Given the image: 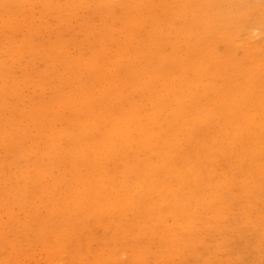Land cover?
Masks as SVG:
<instances>
[{"label":"rangeland","instance_id":"obj_1","mask_svg":"<svg viewBox=\"0 0 264 264\" xmlns=\"http://www.w3.org/2000/svg\"><path fill=\"white\" fill-rule=\"evenodd\" d=\"M7 1L8 0H0V10L2 12H0V98H4L0 99V145H2L0 146V192L3 193L6 191V194L4 193L5 195L0 193V244L2 243V247H0V255L3 254L0 256V264H26L28 261L33 262H29V264H85V262L86 264H264V100H261L262 98L264 99V93H262L264 92V76L261 75L262 73L264 74V58L261 57L264 56V0H254L255 2H253V0H198V2L197 0L196 2H194V0L190 2L189 0H113L114 2H111L112 0H99L100 3L98 0H85L86 5L84 4L85 1L82 3L83 0H70L71 2L69 0H65L68 3L63 2L64 0H58L59 2L55 1L57 5L54 3V1L52 2V0H40L39 2L38 0H14V2H12V0H9L8 2ZM15 1L17 3H15ZM94 1H97V5H95ZM233 1L239 3L235 4ZM251 1L252 3H250ZM22 2L26 3L23 4L25 9L22 5ZM89 2H92L91 4L95 5V7L97 6V9ZM6 3H10L9 5L11 7H9V5ZM12 3H15L14 9ZM58 3L61 5H58ZM74 3L78 5L75 7L73 6ZM187 3L188 5H185ZM201 3L202 5H200ZM16 4L20 5H17L16 7ZM28 4L32 6L29 7ZM45 4L46 6L49 4L50 5L46 7ZM109 4L110 7L107 6ZM119 5H124L122 6L123 9L120 8ZM246 5H248V7ZM7 6L9 7V10ZM19 6L23 7H21V10L24 12V14L20 9H18L20 8ZM53 6H55V8ZM62 6H68L69 8H61L60 10L59 8ZM90 6L92 9H89L91 8ZM48 7H51L50 9L55 12L53 13L52 10L50 11V9L47 11ZM83 7L86 9V11ZM112 7L116 8V10ZM229 7H231V9L228 10ZM36 9L40 11L37 12ZM252 9L255 11H252ZM201 10L203 13H201ZM243 10L245 11L244 15L242 14V12H244ZM9 11L10 13L8 14ZM76 11L80 12L74 13ZM102 11L103 13L101 14ZM131 11L133 13H131ZM235 11L237 13H235ZM260 11L263 12V14ZM44 12L47 14H44ZM206 12H208V14ZM61 13H64V15ZM229 13L234 15H230ZM256 13L261 14L257 16ZM18 14L21 15L18 17ZM25 14L30 18H27ZM183 14H189V16H185ZM237 14H239V19ZM95 15H97V17L93 19ZM124 15H127L129 19ZM23 16L25 18L24 20ZM153 16H156V18ZM98 17L99 19L96 20ZM227 17L229 18L226 19ZM258 17L259 21L256 22ZM38 18L41 20V22L38 20ZM74 18L75 20L73 21ZM162 19L165 20L163 21ZM232 19L235 20L233 21ZM9 20L11 23H9ZM50 20H52V22ZM154 20L156 22L158 21L157 25ZM3 21L5 22L3 23ZM86 21L89 22L87 23ZM106 21L107 23H105ZM6 22L8 23L6 24ZM60 22L61 28L59 26ZM114 23H118L117 25L115 24L116 27ZM158 23L161 24V27ZM248 23H250V25L252 24L253 28L255 26L257 29H250V26H247L246 28L245 25ZM14 25L16 26L14 27ZM154 25H156L155 28H152L151 26ZM55 26L58 29H56ZM95 26L96 28H94ZM4 27H6V29ZM194 27L197 29L200 27L201 29L199 28L198 30L196 29L197 31H194ZM70 29L71 31L68 32ZM124 29L126 31L125 33L123 32ZM146 29L150 30L147 31ZM249 29L251 32H253H249ZM34 31L36 33H34ZM65 31H67L65 33L66 38L65 35L62 34ZM135 31L137 33H135ZM236 32H238V34ZM16 33L18 36H16ZM81 33L83 34L81 35ZM98 33L100 34L97 36ZM243 33L244 38L245 35L246 38L248 36L247 41L250 39L248 41L249 44L246 42V38L241 39L240 35H243ZM6 34L9 35V38H7ZM62 35L64 36L62 37ZM76 35L81 37L74 38ZM93 35L95 36L93 37ZM160 35L165 39L163 38L162 40ZM12 37H15V40ZM34 38L36 40H34ZM83 38L84 41L82 40ZM128 39L130 40L128 41ZM88 40L90 42L92 41L93 43H90ZM205 40L206 43H204ZM243 42L248 46H246ZM259 42H261V44ZM65 44L67 47L64 46ZM107 44L109 45L107 46ZM149 44L151 46H149ZM185 45L187 47H185ZM196 45H198L200 48L198 49ZM202 45H205V47ZM209 45L210 48L208 47ZM188 46H190V48H188ZM228 46L232 47L229 48ZM84 48L85 50H83ZM143 48L144 50H142ZM165 48L168 50L165 51ZM201 48L203 49V54L202 51H200ZM67 49L68 51L66 52ZM248 49H250L252 52H249ZM98 53L99 55H97ZM187 53L190 55L188 56ZM236 53L237 55L233 56ZM86 54H89V56ZM113 54L115 55L113 56ZM255 55L257 56L255 57ZM103 56L104 58L102 59ZM236 56H238L240 60ZM65 58H67L69 61ZM107 59L108 61H106ZM205 59L206 61H204ZM139 60H141V62ZM117 61H119V63ZM154 61L156 62L151 64V62L153 63ZM243 62L245 64H243ZM4 63L7 64L4 65ZM246 63L248 65H246ZM75 64H78V66H75ZM130 65H132V68H130ZM22 66H24V69ZM109 66L112 67L110 68ZM47 67L49 68L47 69ZM124 67L128 68L123 69ZM204 67H206L208 70H206ZM108 68L111 70L114 68V72H111ZM182 68H185V71H183ZM226 68L227 70H225ZM3 69L4 71H2ZM159 69L162 71H159ZM53 70L56 71L54 72ZM73 70H75L77 73ZM89 72L93 75V81H91V83L87 86L88 79L86 77L89 75ZM160 72L163 74L162 76H166L162 78V76H160ZM187 72H189L190 75ZM222 72L226 75H224ZM232 72L234 73L232 74ZM29 74L32 76L30 77ZM106 74L109 76V79L108 76L105 77ZM122 74L123 78L121 76ZM234 74L236 76H234ZM117 75H120L119 78ZM254 75L257 79L254 77ZM213 76L215 78H220L215 80ZM229 76L232 80L229 79ZM239 76L241 78H239ZM243 76L245 80L244 82H242ZM252 77L256 80H254ZM44 78V81L40 80ZM233 79L235 82H233ZM39 80L40 82H38ZM252 80L254 81L252 82ZM49 81L55 82H53V84L52 82L49 84ZM95 81H97V84L94 83ZM251 82L254 84L252 85ZM32 84L36 85L33 86ZM99 84H102L103 86L102 91L97 89ZM118 84H120L119 87ZM7 86L9 90L5 88ZM10 86L13 88L11 89ZM25 86L27 90H25ZM66 86L68 88H66ZM193 86L195 87L194 90L191 88ZM196 87L198 88L196 89ZM254 87L259 88L255 90ZM2 88H5L6 90ZM37 88L38 91H36ZM251 89H253V91H251ZM235 91L238 92L236 93ZM240 91H244L242 92L243 94H238ZM2 93L3 95H1ZM260 93L262 94L260 95ZM89 95L95 99L90 98ZM247 95L249 96L247 97ZM127 96L128 98H126ZM209 96L210 100H208ZM224 96H226V99H228L227 101H225L226 99ZM217 97L220 98V101ZM245 97L247 98L245 99ZM256 97L261 99H256ZM31 98L32 100H30ZM72 98L74 99L71 100ZM8 99L11 100L9 101ZM90 99L94 103H92ZM206 101H208V103ZM97 102L99 104H97ZM259 102L263 104H260ZM23 103L24 105H21ZM28 103H30V105H28ZM94 104H96V106ZM104 104L105 107L103 106ZM222 105L225 106L222 107ZM54 106L55 109H53ZM81 106L84 107L81 108ZM152 106L155 108H152ZM200 109H204L205 111L202 112ZM126 111H131L132 113L134 112L132 114L133 116L128 118L131 121L130 123L125 121L127 119L122 118V115ZM113 112H115V114ZM5 113H7V115ZM68 114H70L69 116L71 117L66 116ZM79 115H81L82 118ZM102 116L103 118H101ZM199 117L202 119L201 122L199 121ZM148 119V122L153 124L150 127L153 128L150 129L148 126L149 130H145V126L147 125L146 121ZM203 119L207 120L208 122ZM8 120L11 122L9 123ZM98 122L100 124H98ZM195 122L198 123L194 124ZM105 123H107L108 126ZM121 123H127L129 125L128 129L126 130V133L129 135L127 136H138V142L140 146H142V148L139 150L137 146L138 142H135L137 144H135V147H137L138 154L140 155L137 157V159L140 160V164L138 165H141L140 169L138 170H134L131 164V159L129 158H126L124 162H117V159L121 154L120 142L125 140V138L119 136V134H114L111 138L107 136L109 128H113L115 132L117 130L119 131L121 129L119 124ZM91 125H93V128ZM104 125L105 127H102ZM74 130L76 131L74 132ZM146 131H149V135H145ZM151 131L154 133L150 134ZM123 132H125V130ZM162 132L166 133L162 134ZM40 133L41 135L39 136ZM6 136L8 138H6ZM92 136L93 139H91ZM36 137L39 138L36 139ZM61 137L64 138L61 139ZM211 137L212 139L210 140ZM46 138L48 139L47 141H45ZM130 142L134 143L133 141ZM14 144L18 147H14ZM6 145H9L10 147ZM36 145L39 146L36 147ZM93 146L95 147L93 148ZM40 147L42 148L41 152L37 150ZM149 148H151V150L148 151ZM60 152L61 154H59ZM90 152L91 154H89ZM211 152H215L219 158V168H217L215 172L213 171V173H216L217 175L212 177V179L208 174H206L207 169L205 165L206 158ZM109 154L113 156V159L109 162H106ZM60 155L64 156L61 160H64L65 158V160L62 161L63 163H59L61 165V171L52 170L47 173L43 172L42 175L40 174L39 176V173L42 172L39 170L34 178H32L33 180L27 178V176L24 177L21 175L23 173H21V171H23V169L27 166L30 158L38 157L37 161L35 160L34 163L39 161L42 163L48 156H50L52 159H56ZM67 155L69 156L68 158ZM6 156L10 157L7 159ZM69 158H71L70 162L68 161ZM77 161H79L78 164ZM200 161L201 165L199 163ZM83 162H85V165ZM162 165L163 167L161 168ZM3 166H5V168ZM119 166L121 169H116V167L119 168ZM37 169L38 167L36 170ZM189 174L191 175L189 176ZM63 177L65 181H63ZM10 178L14 184L11 182ZM42 178L44 184L48 183L47 187L49 189L54 188V192L59 186V189H57L55 193L60 195L62 194L61 198L63 200L60 198L62 201L57 203L59 206H61L56 209H52L51 213V209L49 208V205H47L48 195H46V199L43 200L39 199L38 197L41 192L40 185ZM136 178L137 182H135ZM60 180H62V182H60ZM161 180H163V183L160 182ZM125 181L127 182L125 183ZM152 181L156 182L157 184H153L154 182ZM131 182H134V184ZM171 183L175 184L172 185ZM163 185H165V188H161V186L164 187ZM91 186H93L92 190L95 191L96 196L98 195L97 198L104 201L107 200L108 203H116V198L119 195L118 191L120 189L125 194L144 190L150 206H148L147 200L140 202V204L138 203L137 205L140 207L139 212L136 215L129 217L124 210L125 207L119 209L117 212L118 214L115 216L112 209L109 208V204H106V206H102L100 209L101 216L99 219L95 220L90 218L89 220H85V214L82 213L81 209V203H83V197H81L82 192H79L77 195L79 200L78 203L77 201L74 202L73 194L76 190L86 189V187L89 189ZM175 186H177L178 189H175ZM166 187L169 189L167 190ZM171 191L172 193H169ZM148 193L150 194L148 195ZM196 193H198L197 196ZM90 194L92 195L91 191ZM155 196H159L157 197L158 200ZM195 197L198 198L196 199ZM69 202L71 203L69 204ZM73 203H76V208L79 212L78 217L74 219H72L71 213H64V211H60L61 208L65 209L66 207L71 206ZM154 205H158L159 207H154ZM88 210L89 209L86 211ZM141 210H143V212ZM171 215H173V217ZM184 215L188 216L189 218H185ZM133 217L136 218V220ZM194 218L195 220H193ZM39 219L40 221H38ZM131 219L133 220L131 221ZM63 220H65L67 223L63 224ZM129 220L131 224H129L130 222L128 223ZM140 221H143L145 225L143 223L141 224ZM190 221L192 223L189 224L188 222ZM170 223L173 224L171 225ZM145 226L148 227V229ZM152 226H154V228ZM167 227H170V230L167 229ZM159 228L161 232H159ZM175 228L176 230H174ZM158 234L160 236H158ZM48 237H50V239ZM190 237L192 238L190 239ZM153 238L154 240L152 241L151 239ZM260 239L262 240L260 241ZM96 241L98 243H95ZM178 241L182 244L180 245ZM112 243H115L116 245L112 246ZM166 243H168V246L172 248L170 249ZM162 245H166V247H163ZM182 245L184 247H182ZM160 247H162V250L159 249ZM181 248H183L184 251H182ZM196 249H198L197 252H200H198L199 254L195 252ZM123 250L125 251L124 254ZM141 250H143V252ZM105 253L111 254L106 255ZM154 256L156 257L154 258ZM70 258L72 259L71 261L69 260ZM110 258H112V260ZM7 259L9 262H7ZM101 259L102 261H100ZM137 259H139V262ZM172 259H174V262ZM184 261L186 262L184 263Z\"/></svg>","mask_w":264,"mask_h":264},{"label":"bare ground","instance_id":"obj_2","mask_svg":"<svg viewBox=\"0 0 264 264\" xmlns=\"http://www.w3.org/2000/svg\"><path fill=\"white\" fill-rule=\"evenodd\" d=\"M8 1H9V0H8ZM8 1H7V2H8ZM17 1H18V0H17ZM21 1H22V0H21ZM24 1H25V0H24ZM30 1H32V0H30ZM39 1H40V0H38V2H39ZM43 1H44V0H43ZM53 1H54V3H55V1H58V0H52V2H53ZM60 1H62V0H60ZM67 1H68V0H67ZM67 1L64 0L63 2H67ZM69 1H70V0H69ZM76 1H77V0H76ZM84 1H85V0H83L82 3H83ZM86 1H87V0H86ZM86 1L84 2V4L86 3ZM90 1H91V0H90ZM108 1H111V0H108ZM121 1H122V0H121ZM167 1H168V0H167ZM174 1H175V0H174ZM176 1H177V0H176ZM190 1H193V0H189V2H190ZM203 1H204V0H203ZM12 2H14V0H12ZM19 2H20V1H19ZM38 2H36V3H38ZM46 2H47V1H46ZM49 2H50V1H49ZM58 2H59V1H58ZM70 2H71V1H70ZM70 2H69V3H70ZM72 2H73V1H72ZM94 2H95V1H94ZM96 2H97V1H96ZM96 2H95V5H97ZM98 2L100 3L99 0H98ZM111 2H114V1L112 0ZM119 2H120V1H119ZM128 2H129V1H128ZM194 2H196V0H194ZM197 2H198V0H197ZM253 2H255V1L253 0ZM1 3H2V2H1ZM15 3H17V2L15 1ZM15 3H12V4H13V5H12V6H13V9H14V4H15ZM24 3H25V2H24ZM24 3L22 2V5H23ZM28 3H29V2H28ZM32 3H33V2H32ZM47 3H48V2H47ZM47 3H46V4H47ZM50 3H51V2H50ZM61 3H62V2H61ZM67 3H68V2H67ZM87 3H88V2H87ZM89 3H90V2H89ZM91 3H92V2H91ZM91 3H90V4H91ZM105 3H106V2H105ZM208 3H209V2H208ZM212 3H213V2H212ZM233 3L236 4V3H239V2H234V1H233ZM241 3H242V2H241ZM250 3H252V1H251ZM6 4L9 5L10 3H9V4L6 3ZM25 4H26V3H25ZM29 4H30V3H29ZM29 4H28V6L31 7L32 5L30 6ZM46 4H45V6H46ZM55 4L57 5V3H55ZM59 4H60V3H58V5H59ZM106 4H107V3H106ZM127 4H128V3H127ZM190 4H191V3H190ZM190 4H189V5H190ZM197 4H198V3H197ZM17 5H20V4H16V7H17ZM49 5H50V4H49ZM49 5H47V6H49ZM60 5H61V4H60ZM76 5H78V4H75V3L73 4V6H75V7H76ZM85 5H86V4H85ZM87 5H88V4H87ZM91 5H92V4H91ZM95 5H92V6L95 7ZM104 5H105V4H104ZM104 5H103V6H104ZM180 5H181V4H180ZM185 5H188V3L185 4ZM192 5H193V4H192ZM200 5H202V3H201ZM210 5H211V4H210ZM5 6H6V5H5ZM33 6H34V4H33ZM36 6H37V5H36ZM47 6H46V7H47ZM51 6H52V5H51ZM69 6H71V5H69ZM107 6L110 7V4L107 5ZM111 6H113V5H111ZM114 6H115V5H114ZM119 6H120V8H122V6H124V5H119ZM174 6H175V5H174ZM204 6H205V5H204ZM214 6H216V5H214ZM224 6H225V4H224ZM244 6H245V5H244ZM246 6L248 7V5H246ZM9 7H11V6L9 5ZM9 7L7 6L8 10H9ZM16 7H15V8H16ZM19 7H20V6H19ZM21 7H22V6H21ZM21 7L18 8V9L21 10ZM23 7H24V5H23ZM23 7H22V8H23ZM53 7L55 8V6H53ZM67 7H68V6H65V7L62 6V7H60V8L58 7V8L61 10V8H67ZM90 7H91V6H90ZM96 7H97V6H96ZM96 7H95V8H96ZM104 7H106V6H104ZM104 7H103V8H104ZM172 7H173V6H172ZM177 7H178V6H177ZM184 7H185V6H184ZM205 7H206V6H205ZM220 7H221V5H220ZM241 7H242V6H241ZM2 8H3V7H2ZM35 8H37V7H35ZM35 8H34V9H35ZM50 8H51V7H48V8H47V11H48V9H50ZM68 8H69V7H68ZM70 8H71V7H70ZM72 8H73V7H72ZM83 8H84V7H83ZM88 8H89V7H88ZM88 8H87V9H88ZM103 8H101V9H103ZM112 8H114V7H112ZM117 8H118V7H117ZM185 8H186V7H185ZM242 8H243V7H242ZM260 8H261V7H260ZM0 9H1V8H0ZM24 9H25V7H24ZM31 9H33V8H31ZM38 9H39V7H38ZM59 9H58V10H59ZM77 9H78V8H77ZM84 9H85V8H84ZM84 9H83V10H84ZM89 9H92V7L89 8ZM96 9H97V8H96ZM114 9L116 10V8H114ZM122 9H123V8H122ZM229 9H231V7H229L228 10H229ZM243 9H244V8H243ZM36 10H37V9H36ZM51 10H52V9H50V11H51ZM80 10H81V8H80ZM94 10H95V9H94ZM120 10H121V9H120ZM130 10H131V9H130ZM144 10H145V9H144ZM148 10H149V9H148ZM205 10H206V9H205ZM207 10H208V9H207ZM226 10H227V9H226ZM226 10H225V11H226ZM253 10H254V9H252V11H253ZM256 10H257V9H256ZM11 11H13V10H11ZM16 11H17V10H16ZM21 11H22V10H21ZM21 11H20V12H21ZM28 11H29V8H28ZM30 11H32V10H30ZM34 11H35V10H34ZM38 11H40V10H37V12H38ZM42 11H44V10H42ZM47 11H45V12H47ZM56 11H57V9H56ZM85 11H86V9H85ZM85 11H84V12H85ZM88 11H89V10H88ZM88 11H87V12H88ZM122 11H123V10H122ZM132 11H133V10H132ZM132 11H131V13H133ZM155 11H158V10H155ZM162 11H163V10H162ZM173 11H174V10H173ZM243 11H244V10H243ZM254 11H255V10H254ZM261 11H262V10H261ZM261 11H260V12H261ZM0 12H1V10H0ZM3 12H4V11H3ZM6 12H7V11H6ZM14 12H15V10H14ZM25 12H26V10H25ZM35 12H36V11H35ZM45 12H44V14H47V13H45ZM52 12H53V10H52ZM54 12H55V11H54ZM54 12H53V13H54ZM77 12H80V11H76V12H74V13H77ZM104 12H105V11H104ZM115 12H116V11H115ZM165 12H166V11H165ZM174 12H176V11H174ZM177 12H178V11H177ZM256 12H257V11H256ZM1 13H2V12H1ZM4 13H5V12H4ZM9 13H10V11L8 12V14H9ZM11 13H12V12H11ZM22 13L24 14L23 11H22ZM26 13H27V12H26ZM49 13H50V12H49ZM69 13H70V11H69ZM102 13H103V11L101 12V14H102ZM106 13H107V12H106ZM129 13H130V12H129ZM179 13H181V12H179ZM190 13H191V12H190ZM199 13H200V12H199ZM199 13H198V14H199ZM201 13H203L202 10H201ZM206 13L208 14V12H206ZM210 13H212V12H210ZM210 13H209V14H210ZM233 13H234V12H233ZM235 13H237V12L235 11ZM261 13L263 14V12H261ZM261 13H259V14H261ZM42 14H43V13H42ZM61 14H62V13H61ZM86 14H87V13H86ZM120 14H121V13H120ZM140 14H141V13H140ZM140 14H138V15H140ZM161 14H162V13H161ZM196 14H197V13H196ZM229 14H230V13H229ZM231 14H232V13H231ZM231 14H230V15H231ZM240 14H241V13H240ZM242 14L244 15V14H245V11L242 12ZM253 14H254V13H253ZM259 14L256 13L257 16H258ZM19 15H21V14H18L17 16L19 17ZM40 15H41V14H40ZM49 15H50V14H49ZM49 15H48V16H49ZM62 15H64V13H63ZM62 15H61V16H62ZM65 15H66V14H65ZM72 15H73V13H72ZM72 15H71V16H72ZM84 15H85V14H84ZM87 15H89V14H87ZM131 15H133V14H131ZM146 15H147V14H146ZM153 15H154V14H153ZM170 15H171V14H170ZM180 15H182V14H180ZM183 15H185V16L188 15V16H189V14H187V15H186V14H183ZM193 15H194V14H193ZM212 15H213V14H212ZM232 15H234V14H232ZM238 15H239V14H237V17H238ZM17 16H16V17H17ZM25 16H26V14H25ZM54 16H55V15H54ZM58 16H59V15H58ZM91 16H92V15H91ZM104 16H105V15H104ZM104 16H103V17H104ZM108 16H110V15H108ZM115 16H116V15H115ZM124 16L127 17V15H124ZM140 16H141V15H140ZM223 16H224V15H223ZM227 16H229V15H227ZM260 16H261V15H260ZM260 16H259V17H260ZM12 17H13V16H12ZM26 17H27V18H30V17H28V16H26ZM95 17H97V15H95V16L93 17V19H95ZM131 17H132V16H131ZM153 17H154V16H153ZM163 17H164V16H163ZM166 17H167V16H166ZM235 17H236V16H235ZM247 17H248V16H247ZM253 17H254V16H253ZM259 17H258V20H256V22L259 21ZM10 18H11V17H10ZM50 18H51V17H50ZM127 18H128V17H127ZM151 18H152V17H151ZM154 18H156V16H155ZM228 18H229V17H227L226 19H228ZM240 18H241V17H240ZM24 19H25V18H24V16H23V20H24ZM52 19H53V18H52ZM91 19H92V18H91ZM93 19H92V20H93ZM98 19H99V17L96 18V20H98ZM121 19H122V18H121ZM128 19H129V18H128ZM152 19H153V18H152ZM157 19H158V17H157ZM157 19H155V20H157ZM236 19H237V18H236ZM238 19H239V17H238ZM263 19H264V17H263ZM10 20H11V19H10ZM10 20H9V23H11ZM16 20H17V19H16ZM16 20H15V22H16ZM38 20H40V19L38 18ZM46 20H47V18H46ZM48 20H49V19H48ZM61 20H62V19H61ZM74 20H75V18L73 19V21H74ZM78 20H79V19H78ZM96 20H95V21H96ZM155 20H154V21H155ZM162 20L164 21L165 19H162ZM167 20H168V19H167ZM173 20H174V19H173ZM177 20H178V19H177ZM185 20H186V19H185ZM232 20H233V19H232ZM234 20H235V19H234ZM234 20H233V21H234ZM241 20H243V19H241ZM254 20H255V19H254ZM260 20H261V18H260ZM36 21H37V20H36ZM44 21H45V20H44ZM50 21L52 22V20H50ZM63 21H64V20H63ZM107 21H108V20H107ZM107 21H106L105 23H107ZM127 21H128V20H127ZM144 21H145V20H144ZM160 21H161V20H160ZM171 21H172V20H171ZM213 21H214V20H213ZM222 21H223V20H222ZM250 21H251V20H250ZM250 21H249V22H250ZM4 22H5V21H3V23H4ZM40 22H41V20H40ZM51 22H50V23H51ZM54 22H55V20H54ZM86 22L88 23L89 21H86ZM86 22H85V23H86ZM147 22H148V21H147ZM155 22H156V21H155ZM157 22H158V21H157ZM157 22H156V25H157ZM178 22H180V21H178ZM7 23H8V22H6V24H7ZM13 23H14V22H13ZM26 23H27V22H26ZM44 23H45V22H44ZM44 23H43V24H44ZM48 23H49V22H48ZM63 23H64V22H63ZM122 23H124V22H122ZM138 23H139V22H138ZM144 23H145V22H144ZM144 23H143V24H144ZM162 23H163V22H162ZM165 23H167V22H165ZM165 23H164V24H165ZM174 23H175V22H174ZM174 23H173V24H174ZM202 23H203V22H202ZM205 23H206V22H205ZM205 23H204V24H205ZM233 23H234V22H233ZM254 23H255V21H254ZM59 24H60L59 26H60V28H61V22H60ZM78 24H79V23H78ZM115 24L117 25L118 23H114V25H115ZM127 24H128V23H127ZM148 24H149V23H148ZM158 24H160V23H158ZM248 24H249V25H248ZM248 24L245 25L246 28H247V26H250V29H257V28H255V26H254V28H253V25H252V24H251V25H250V23H248ZM262 24H263V23H262ZM1 25H2V24H1ZM16 25H17V24H16ZM16 25H14V27H15ZM18 25H19V24H18ZM34 25H35V24H34ZM34 25H33V26H34ZM56 25H57V24H56ZM116 25H115V27H116ZM119 25H120V23H119ZM119 25H118V26H119ZM124 25H126V24H124ZM140 25H141V24H140ZM156 25L151 26V27H152V28H155ZM206 25H207V23H206ZM216 25H217V24H216ZM5 26H6V25H5ZM8 26H9V25H8ZM8 26H7V27H8ZM30 26H31V25H30ZM44 26H45V25H44ZM46 26H47V25H46ZM133 26H134V25H133ZM135 26H138V25H135ZM167 26H169V25H167ZM180 26H181V25H180ZM180 26H179V27H180ZM188 26H189V24H188ZM214 26H215V25H214ZM233 26H234V24H233ZM235 26H236V25H235ZM261 26H262V25H261ZM14 27H12V28H14ZM50 27H51V26H50ZM115 27H114V28H115ZM121 27H123V26H121ZM160 27H161V24H160ZM182 27H183V26H182ZM185 27H186V25H185ZM4 28L6 29V27H4ZM55 28L58 29L56 26H55ZM55 28H54V29H55ZM73 28H75V27H73ZM73 28H72V29H73ZM94 28H96V26H95ZM188 28H189V27H188ZM199 28H200V27H198V29H199ZM211 28H212V27H211ZM211 28H210V29H211ZM1 29H2V28H1ZM19 29H20V28H19ZM30 29H31V28H30ZM30 29H29V30H30ZM107 29H109V28H107ZM117 29H118V28H117ZM143 29H144V28H143ZM143 29H142V30H143ZM189 29H190V28H189ZM191 29H192V28H191ZM196 29H197V28L194 27L193 30H194V31H197L198 29H197V30H196ZM200 29H201V28H200ZM240 29H241V28H240ZM250 29H249V32H251ZM2 30H3V29H2ZM13 30H14V29H13ZM36 30H37V29H36ZM36 30H35V31H36ZM38 30H40V29H38ZM46 30H48V29H46ZM113 30H114V29H113ZM142 30H141V31H142ZM146 30L149 31L150 29H146ZM187 30H188V29H187ZM193 30H191V31H193ZM222 30H223V29H222ZM222 30H221V31H222ZM258 30H259V28H258ZM258 30H257V31H258ZM5 31H6V30H5ZM30 31H31V30H30ZM30 31H29V33H30ZM35 31H34V33H36ZM41 31H42V30H41ZM69 31H71V29L68 30V32H69ZM85 31H86V30H85ZM85 31H84V32H85ZM122 31H123V30H122ZM171 31H172V30H171ZM194 31H193V32H194ZM213 31H214V30H213ZM218 31H219V29H218ZM254 31H255V30H254ZM62 32H63V31H62ZM66 32H67V31H65V32L62 33V34L65 35ZM84 32H83V33H84ZM116 32H117V31H116ZM123 32H124V33L126 32L125 29H124ZM123 32H122V33H123ZM129 32H130V31H129ZM143 32H144V30H143ZM153 32H154V31H153ZM160 32H162V31H160ZM249 32H248V33H249ZM252 32H253V31H252ZM252 32H251V33H252ZM6 33H7V32H6ZM57 33H58V32H57ZM83 33H81V35H82ZM111 33H112V30H111ZM117 33H118V32H117ZM120 33H121V32H120ZM135 33H137V32L135 31ZM145 33H146V32H145ZM145 33H144V34H145ZM151 33H152V32H151ZM158 33H159V32H158ZM158 33H157V34H158ZM200 33H201V32H200ZM200 33H199V34H200ZM212 33H213V32H212ZM236 33L238 34V32H236ZM244 33H246V32H244ZM244 33H243V35H240L241 39L244 38ZM251 33H250V34H251ZM254 33H255V32H254ZM16 34H17V33H16ZM91 34H93V33H91ZM99 34H100V33H98L97 36H98ZM106 34H107V33H106ZM139 34H140V33H139ZM148 34H150V33H148ZM166 34H167V33H166ZM199 34H196V35H199ZM10 35H11V34H10ZM19 35H20V34H19ZM50 35H51V34H50ZM56 35H58V34H56ZM64 35H62V37H63ZM72 35H73V34H72ZM116 35H117V34H116ZM124 35H125V34H124ZM152 35H154V34H152ZM177 35H178V34H177ZM207 35H208V33H207ZM230 35H231V34H230ZM232 35H233V34H232ZM6 36H7V38H9V37H8L9 35L6 34ZM16 36H18V34H17ZM16 36H15V37H16ZM22 36H24V35H22ZM43 36H44V35H43ZM43 36H42V37H43ZM54 36H55V35H54ZM59 36H60V34H59ZM67 36H68V35H67ZM85 36H86V35H85ZM85 36H84V37H85ZM94 36H95V35H93V37H94ZM114 36H115V35H114ZM114 36H113V37H114ZM143 36H144V35H143ZM160 36H161V35H160ZM169 36H170V35H169ZM242 36H243V37H242ZM252 36H253V34H252ZM258 36H259V35H258ZM15 37H14V38L12 37V38L15 40ZM57 37H58V36H57ZM76 37H81V36L76 35L74 38H76ZM100 37H101V36H100ZM125 37H126V35H125ZM135 37H137V36H135ZM150 37H151V36H150ZM161 37H162V36H161ZM177 37H178V36H177ZM52 38H53V37H52ZM65 38H66V35H65ZM139 38H140V37H139ZM163 38H164V37H162V40H163ZM170 38H171V37H170ZM172 38H173V37H172ZM199 38H200V37H199ZM199 38H198V39H199ZM228 38H229V36H228ZM245 38H246V35H245ZM245 38H244V39H245ZM247 38H248V36H247ZM247 38H246L245 40H246V42L248 43V41H249L250 39L247 41ZM256 38H257V36H256ZM164 39H165V38H164ZM175 39H176V38H175ZM180 39H181V38H180ZM203 39H204V38H203ZM203 39H202V40H203ZM212 39H213V38H212ZM254 39H255V37H254ZM263 39H264V38H263ZM10 40H11V39H10ZM26 40H28V39H26ZM34 40H36V39L34 38ZM57 40H58V39H57ZM82 40L84 41V38H83ZM129 40H130V39H128V41H129ZM136 40H137V39H136ZM136 40H135V41H136ZM153 40H154V39H153ZM176 40H178V39H176ZM184 40H185V39H184ZM200 40H201V39H200ZM215 40H216V39H215ZM58 41H59V40H58ZM88 41H89V40H88ZM105 41H106V40H105ZM146 41H147V40H146ZM156 41H158V40H156ZM156 41H155V42H156ZM173 41H174V40H173ZM210 41H211V40H210ZM262 41H263V40H262ZM71 42H72V41H71ZM89 42H90V41H89ZM91 42H92V41H91ZM91 42H90V43H91ZM94 42H95V41H94ZM187 42H188V41H187ZM226 42H227V41H226ZM263 42H264V41H263ZM23 43H24V42H23ZM42 43H43V42H42ZM72 43H73V42H72ZM92 43H93V42H92ZM151 43H152V42H151ZM177 43H178V42H177ZM204 43H206V40H205ZM235 43H236V42H235ZM243 43H244V42H243ZM259 43L261 44V42H259ZM3 44H5V43H3ZM45 44H46V42H45ZM74 44H75V43H74ZM77 44H79V43H77ZM100 44H101V43H100ZM154 44H155V43H154ZM154 44H153V45H154ZM179 44H180V43H179ZM194 44H196V43H194ZM194 44H193V47H194ZM220 44H221V43H220ZM244 44H245V43H244ZM244 44H243V45H244ZM248 44H249V43H248ZM5 45H6V44H5ZM70 45H71V43H70ZM75 45H76V44H75ZM83 45H84V44H83ZM108 45H109V44H107V46H108ZM182 45H183V44H182ZM214 45H215V44H214ZM214 45H213V46H214ZM245 45H246V44H245ZM44 46H45V45H44ZM60 46H61V44H60ZM60 46H59V47H60ZM64 46L67 47L66 44H65ZM96 46H97V44H96ZM113 46H114V45H113ZM113 46H112V47H113ZM149 46H151V45L149 44ZM167 46H168V45H167ZM196 46L198 47V49L200 48V47H199L200 44H199V46H198V45H196ZM202 46L205 47V45H202ZM246 46H248V45H246ZM13 47H14V45H13ZM73 47H74V46H73ZM102 47H103V46H102ZM185 47H187V46L185 45ZM185 47H184V49H185ZM208 47L210 48V45H209ZM215 47H216V46H215ZM228 47H229V46H228ZM230 47H232V46H230ZM230 47H229V48H230ZM259 47H260V46H259ZM52 48H53V47H52ZM90 48H91V47H90ZM166 48H168V47H166ZM166 48H165V51H167V50L169 49V48H168V49L166 50ZM182 48H183V47H182ZM188 48H190V46H188ZM243 48H244V47H243ZM261 48H262V46H261ZM15 49H16V47H15ZM68 49H69V48H68ZM68 49L66 50V52L68 51ZM138 49H139V48H138ZM163 49H164V48H163ZM163 49H162V50H163ZM178 49H179V48H178ZM192 49H194V48H192ZM196 49H197V48H196ZM206 49H207V47H206ZM223 49H226V48H223ZM233 49H234V48H233ZM245 49H246V48H245ZM251 49H252V48H251ZM263 49H264V48H263ZM5 50H6V48H5ZM8 50H9V47H8ZM81 50H82V49H81ZM83 50H85V48H84ZM140 50H141V49H140ZM142 50H144V48H143ZM175 50H176V49H175ZM175 50H174V51H175ZM185 50H186V49H185ZM185 50H184V51H185ZM190 50H191V49H190ZM190 50H189V51H190ZM209 50H210V49H209ZM215 50H216V49H215ZM215 50H214V51H215ZM45 51H46V50H45ZM54 51H55V50H54ZM178 51H179V50H178ZM180 51H181V49H180ZM192 51H193V50H192ZM200 51H202V54H203V49H202V48H201ZM204 51H205V49H204ZM214 51H212V52H214ZM216 51H217V50H216ZM248 51H249V52H252V51H250V49H248ZM38 52H39V51H38ZM41 52H42V51H41ZM52 52H53V51H52ZM55 52H56V51H55ZM129 52H131V51H129ZM137 52H138V51H137ZM160 52H161V51H160ZM187 52H188V51H187ZM193 52H194V51H193ZM49 53H50V52H49ZM49 53H48V54H49ZM72 53H73V52H72ZM152 53H153V52H152ZM158 53H159V52H158ZM177 53H179V52H177ZM177 53H176V54H177ZM190 53H191V52H190ZM197 53H198V52H197ZM208 53H209V52H208ZM216 53H217V52H216ZM234 53H235V52H234ZM0 54H1V52H0ZM74 54H75V53H74ZM84 54H85V53H84ZM127 54H128V53H127ZM141 54H142V52H141ZM187 54H188V53H187ZM198 54H199V53H198ZM204 54H205V53H204ZM51 55H52V54H51ZM58 55H59V54H58ZM86 55L89 56V54H86ZM97 55H99V53H98ZM114 55H115V54H113V56H114ZM120 55H121V54H120ZM120 55H119V56H120ZM123 55H124V54H123ZM123 55H122V56H123ZM128 55H129V54H128ZM169 55H170V54H169ZM172 55H173V54H172ZM189 55H190V54H188V56H189ZM209 55H210V54H209ZM209 55H208V56H209ZM216 55H217V54H216ZM220 55H222V54H220ZM231 55H232V54H231ZM235 55H237V53L234 54L233 56H235ZM1 56H2V55H1ZM28 56H29V55H28ZM28 56H27V57H28ZM81 56H82V55H81ZM81 56H80V57H81ZM109 56H110V55H109ZM113 56H112V57H113ZM152 56H153V55H152ZM179 56H180V55H179ZM195 56H196V54H195ZM203 56H204V55H203ZM206 56H207V55H206ZM217 56H218V55H217ZM256 56H257V55H255V57H256ZM4 57H5V56H4ZM107 57H108V56H107ZM107 57H106V58H107ZM112 57H111V58H112ZM117 57H118V56H117ZM186 57H187V56H186ZM212 57H214V56H212ZM212 57H210V58H212ZM230 57H231V56H230ZM236 57H238V56H236ZM261 57L264 58V56H261ZM103 58H104V56L102 57V59H103ZM108 58H109V57H108ZM125 58H126V57H125ZM130 58H131V57H130ZM156 58H157V57H156ZM156 58H155V59H156ZM164 58H165V56H164ZM166 58H167V57H166ZM197 58H198V55H197ZM214 58H215V57H214ZM13 59H15V58H13ZM16 59H18V58H16ZM19 59H20V58H19ZM23 59H24V57H23ZM65 59H67V58H65ZM65 59H64V60H65ZM146 59H147V58H146ZM152 59H154V58H152ZM202 59H203V58H202ZM220 59H221V58H220ZM224 59H225V58H224ZM224 59H222V60H224ZM226 59H228V58H226ZM231 59H232V58H231ZM231 59H230V60H231ZM235 59H236V58H235ZM238 59L240 60L239 57H238ZM249 59H250V58H249ZM54 60H55V59H54ZM67 60H68V59H67ZM100 60H101V58H100ZM200 60H201V59H200ZM236 60H237V59H236ZM250 60H251V59H250ZM7 61H8V60H7ZM7 61H6V62H7ZM47 61H48V60H47ZM47 61H46V62H47ZM61 61H62V60H61ZM68 61H69V60H68ZM98 61H99V59H98ZM106 61H108V59H107ZM106 61H104V62H106ZM119 61H121V60H119ZM119 61H117V62L119 63ZM139 61L141 62V60H139ZM146 61H147V60H146ZM146 61H145V62H146ZM152 61H153V60H152ZM196 61H197V60H196ZM204 61H206V59H205ZM257 61H258V60H257ZM263 61H264V59H263ZM4 62H5V61H4ZM15 62H16V61H15ZM20 62H21V61H20ZM94 62H95V61H94ZM140 62H139V63H140ZM155 62H156V61H154L153 63L151 62V64H154ZM164 62H165V61H164ZM164 62H163V63H164ZM231 62H232V61H231ZM234 62H236V61H234ZM258 62H259V61H258ZM260 62H261V61H260ZM21 63H22V62H21ZM50 63H52V62H50ZM88 63H89V62H88ZM123 63H124V61H123ZM174 63H175V62H174ZM176 63H177V62H176ZM189 63H190V62H189ZM200 63H203V62H200ZM216 63H217V62H216ZM236 63H237V62H236ZM238 63H239V62H238ZM5 64H7V63H4V65H5ZM42 64H43V63H42ZM48 64H49V63H48ZM48 64H47V65H48ZM56 64H57V63H56ZM61 64H62V63H61ZM70 64H71V63H70ZM70 64H69V65H70ZM78 64H80V63H78ZM78 64H75V66H78ZM111 64H112V63H111ZM113 64H115V63H113ZM159 64H160V63H159ZM233 64H234V63H233ZM239 64H240V63H239ZM243 64H245V63L243 62ZM257 64H258V63H257ZM260 64H261V63H260ZM23 65H24V64H23ZM39 65H40V64H39ZM39 65H38V66H39ZM49 65H50V64H49ZM80 65H81V64H80ZM100 65H101V64H100ZM133 65H134V64H133ZM140 65H141V64H140ZM142 65H143V64H142ZM200 65H201V64H200ZM203 65H204V64H203ZM215 65H216V64H215ZM222 65H223V64H222ZM246 65H248V64L246 63ZM26 66H27V65H26ZM38 66H37V67H38ZM57 66H58V65H57ZM57 66H56V67H57ZM106 66H107V65H106ZM130 66H131L130 68H132V65H130ZM172 66H173V65H172ZM172 66H171V67H172ZM256 66H258V65H256ZM259 66H260V65H259ZM262 66H263V65H262ZM262 66H261V67H262ZM2 67H3V66H2ZM13 67H14V66H13ZM40 67H41V65H40ZM73 67H74V66H73ZM109 67H110V66H109ZM111 67H112V66H111ZM111 67H110V68H111ZM173 67H174V66H173ZM246 67H247V66H246ZM263 67H264V66H263ZM22 68L24 69V66H22ZM34 68H35V67H34ZM34 68H33V69H34ZM48 68H49V67H47V69H48ZM84 68H85V67H84ZM94 68H95V67H94ZM110 68H108V69H110ZM125 68H126V67H124L123 69H125ZM127 68H128V67H127ZM127 68H126V69H127ZM204 68L206 69V67H204ZM210 68H211V67H210ZM259 68H260V67H259ZM6 69H7V67H6ZM23 69H22V70H23ZM33 69H32V70H33ZM74 69H75V68H74ZM85 69H86V68H85ZM106 69H107V68H106ZM113 69H114V68H113ZM113 69H112V70L110 69V71H111V72H112V71L114 72ZM121 69H122V68H121ZM123 69H122V70H123ZM164 69H165V67H164ZM168 69H169V68H168ZM168 69H167V70H168ZM182 69H183V71H185V70H184L185 68H182ZM202 69H203V68H202ZM260 69H262V68H260ZM26 70H27V69H26ZM34 70H36V69H34ZM78 70H79V69H78ZM81 70H82V69H81ZM90 70H91V69H90ZM118 70H120V69H118ZM118 70H117V71H118ZM160 70H161V69H159V71H160ZM175 70H176V69H175ZM206 70H208V69H206ZM209 70H210V69H209ZM223 70H224V69H223ZM225 70H227V68H226ZM228 70H229V69H228ZM254 70H255V69H254ZM2 71H4V69H3ZM16 71H17V70H16ZM53 71L55 72L56 70H53ZM59 71H60V69H59ZM73 71L76 72L75 70H73ZM120 71H121V70H120ZM136 71H137V70H136ZM161 71H162V70H161ZM172 71H173V70H172ZM172 71H171V72H172ZM200 71H201V70H200ZM261 71H262V70H261ZM83 72H84V71H83ZM83 72H81V73H83ZM87 72H88V71H87ZM90 72H91V71H90ZM90 72H89V75H87V77H86V78L88 79V80H87V86H88V84L91 83V81H93V80H92V79H93V75H92ZM96 72H97V70H96ZM177 72H180V71H177ZM193 72H195V71H193ZM204 72H205V71H204ZM204 72H203V73H204ZM228 72H229V71H228ZM21 73H22V72H21ZM50 73H51V72H50ZM76 73H77V72H76ZM107 73H108V72H107ZM120 73H121V72H120ZM187 73L189 74V72H187ZM191 73H192V71H191ZM197 73H198V72H197ZM200 73H201V72H200ZM222 73H223V72H222ZM226 73H227V72H226ZM233 73H234V72H232V74H233ZM246 73H247V72H246ZM256 73H257V72H256ZM52 74H53V72H52ZM86 74H88V73H86ZM104 74H105V73H104ZM108 74H109V73H108ZM114 74H115V73H114ZM150 74H151V73H150ZM160 74H161V72H160ZM160 74H158V75H160ZM183 74H184V73H183ZM223 74L226 75L225 73H223ZM232 74H231V75H232ZM0 75H1V74H0ZM29 75H30V74H29ZM50 75H51V74H50ZM69 75H70V73H69ZM83 75H84V74H83ZM162 75H163V74H161L160 76H162ZM189 75H190V74H189ZM229 75H230V74H229ZM261 75L264 76L263 73H262ZM261 75H260V76H261ZM26 76H27V75H26ZM31 76H32V75H30V77H31ZM35 76H37V75H35ZM35 76H33V77H35ZM40 76H41V75H40ZM76 76H77V75H76ZM106 76H108V75L106 74L105 77H106ZM113 76H114V75H113ZM117 76H118V75H117ZM119 76H120V75H119ZM119 76H118V78H119ZM121 76H122V78H123V74H122ZM138 76H139V75H138ZM141 76H142V75H141ZM151 76H152V75H151ZM164 76H166V75H164ZM164 76H162V78H163ZM215 76H216V73H215ZM234 76H236V75L234 74ZM250 76H251V75H250ZM260 76H258V77H260ZM12 77H13V76H12ZM18 77H19V76H18ZM22 77H23V76H22ZM77 77H78V76H77ZM82 77H83V76H82ZM127 77H128V76H127ZM148 77H149V76H148ZM153 77H154V76H153ZM177 77H179V76H177ZM200 77H201V76H200ZM213 77H214V76H213ZM232 77H233V76H232ZM254 77L256 78L255 75H254ZM1 78H3V77H1ZM80 78H81V77H80ZM83 78H84V77H83ZM151 78H152V77H151ZM214 78H215V77H214ZM217 78L219 79L220 77H217ZM217 78H215V80H216ZM237 78H238V77H237ZM239 78H241V77L239 76ZM252 78H253V77H252ZM252 78H251V79H252ZM255 78H253V79L256 80L257 78H256V79H255ZM260 78H261V77H260ZM8 79H11V78H8ZM15 79H16V78H15ZM17 79H19V78H17ZM46 79H47V78H46ZM108 79H109V76H108ZM131 79H132V78H131ZM152 79H153V78H152ZM154 79H155V78H154ZM208 79H211V78H208ZM229 79H230V76H229ZM229 79H228V80H229ZM251 79H250V80H251ZM40 80H41V81H42V80L44 81L45 78H44V79H40ZM40 80H39L38 82H40ZM53 80H54V79H53ZM81 80H83V79H81ZM106 80H107V79H106ZM111 80H112V79H111ZM111 80H110V81H111ZM187 80H188V79H187ZM195 80H196V79H195ZM212 80H213V79H212ZM230 80H232V79H230ZM246 80H247V79H246ZM254 80H252V82H253ZM1 81H2V79H1ZM9 81H10V80H9ZM55 81H56V80H55ZM55 81H49V82H50L49 84H51V82H52V84H53V82H55ZM65 81H66V80H65ZM65 81H64V82H65ZM68 81H70V80H68ZM120 81H121V80H120ZM122 81H124V80H122ZM165 81H166V80H165ZM192 81H193V80H192ZM244 81H245V80H244V76H243V81H242V82H244ZM25 82H27V81H25ZM25 82H24V84H25ZM61 82H62V81H61ZM78 82H81V81H78ZM96 82H97V81H95L94 83L97 84ZM99 82H101V81H99ZM157 82H158V81H157ZM200 82H201V81H200ZM214 82H216V81H214ZM229 82H230V81H229ZM233 82H235L234 79H233ZM239 82H240V81H239ZM252 82H251V83H252ZM42 83H43V82H42ZM57 83H58V82H57ZM196 83H197V82H196ZM196 83H195V85H196ZM231 83H232V82H231ZM255 83H257V82H255ZM40 84H41V83H40ZM47 84H48V83H47ZM205 84H207V83H205ZM212 84H213V83H212ZM237 84H238V82H237ZM237 84H236V85H237ZM253 84H254V83H252V85H253ZM262 84H263V83H262ZM7 85H8V83H7ZM32 85H33V84H32ZM32 85H31V86H32ZM35 85H36V84H35ZM35 85H33V86H35ZM69 85H70V84H69ZM84 85H85V84H84ZM84 85H83V87H84ZM93 85H94V84H93ZM139 85H140V84H139ZM139 85H138V86H139ZM246 85H247V84H246ZM246 85H245V86H246ZM263 85H264V84H263ZM17 86H18V85H17ZM44 86H46V85H44ZM119 86H120V84H118V87H119ZM157 86H158V85H157ZM238 86H239V85H238ZM245 86H243V87H245ZM10 87H11V86H10ZM18 87H19V86H18ZM56 87H57V86H56ZM70 87H71V86H70ZM232 87H233V85H232ZM5 88H6L7 90H9L8 86L5 87ZM5 88H2V89H5ZM12 88H13V87H11V89H12ZM25 88H26V86H25ZM28 88H29V87H28ZM50 88H51V87H50ZM66 88H68V87L66 86ZM66 88H65V89H66ZM85 88H86V87H85ZM128 88H129V87H128ZM135 88H136V86H135ZM166 88H167V87H166ZM191 88H193V90H194L195 87L193 86V87H191ZM191 88H190V89H191ZM197 88H198V87H196V89H197ZM210 88H211V87H210ZM237 88H238V87H237ZM254 88H255V87H254ZM258 88H259V87L255 88V90L258 89ZM6 89H5V90H6ZM45 89H46V88H45ZM65 89H64V90H65ZM86 89H87V88H86ZM97 89L102 91V89H103L102 84H99L98 87H97ZM112 89H113V88H112ZM126 89H127V88H126ZM243 89H244V88H243ZM5 90H4V91H5ZM25 90H27V88H26ZM61 90H62V89H61ZM89 90H90V89H89ZM92 90H93V89H92ZM211 90H212V89H211ZM239 90H240V89H239ZM241 90H242V88H241ZM14 91H15V90H14ZM18 91H19V90H18ZM36 91H38V88H37ZM95 91H96V90H95ZM125 91H127V90H125ZM125 91H124V92H125ZM189 91H190V90H189ZM206 91H207V90H206ZM251 91H253V89H251ZM261 91H262V90H261ZM24 92H25V91H24ZM60 92H61V91H60ZM97 92H98V91H97ZM105 92H106V91H105ZM193 92H194V91H193ZM193 92H192V93H193ZM235 92H236V91H235ZM237 92H238V91H237ZM237 92H236V93H237ZM242 92H244V91H242ZM242 92L240 91V93H238V94H243ZM255 92H257V91H255ZM258 92H259V91H258ZM7 93H8V92H7ZM7 93H6V94H7ZM10 93H11V92H10ZM47 93H48V92H47ZM47 93H46V94H47ZM50 93H51V92H50ZM53 93H54V92H53ZM53 93H52V94H53ZM100 93H102V92H100ZM111 93H112V92H111ZM116 93H117V92H116ZM145 93H146V92H145ZM221 93H222V91H221ZM262 93H264V92H262ZM262 93H260V95H261ZM12 94H13V93H12ZM32 94H33V93H32ZM92 94H94V93H92ZM92 94H91V95H92ZM206 94H207V93H206ZM253 94H254V93H253ZM258 94H259V93H258ZM1 95H3V93H2ZM70 95H71V94H70ZM74 95H76V94H74ZM91 95H89V97H90ZM94 95H95V94H94ZM106 95H109V94H106ZM225 95H226V94H225ZM254 95H256V94H254ZM37 96H38V95H37ZM55 96H56V95H55ZM92 96H93V95H92ZM100 96H101V95H100ZM104 96H105V95H104ZM136 96H138V95H136ZM206 96H207V95H206ZM214 96H215V95H214ZM228 96H229V95H228ZM239 96H240V95H239ZM239 96H238V98H239ZM245 96H246V95H245ZM248 96H249V95H247V97H248ZM251 96H252V95H251ZM258 96H259V95H258ZM263 96H264V95H263ZM23 97H26V96H23ZM94 97H95V96H94ZM105 97H106V96H105ZM224 97H225V99H226V96H224ZM229 97H230V96H229ZM247 97H245V99H246ZM259 97H260V96H259ZM28 98H29V97H28ZM90 98H93V97H90ZM101 98H102V97H101ZM126 98H128V96H127ZM217 98H218L219 101H220V98H219V97H217ZM235 98H237V97H235ZM238 98H237V99H238ZM240 98H241V96H240ZM240 98H239V99H240ZM254 98H255V96H254ZM0 99H4V98L2 97V98H0ZM5 99H6V98H5ZM34 99H35V98H34ZM59 99H61V98H59ZM73 99H74V98H72L71 100H73ZM88 99H89V98H88ZM93 99H95V98H93ZM97 99H98V98H97ZM107 99H108V98H107ZM124 99H125V98H124ZM129 99H130V98H129ZM221 99H222V98H221ZM223 99H224V98H223ZM242 99H244V98H242ZM245 99H244V100H245ZM256 99H261V98L256 97ZM8 100H9V99H8ZM10 100H11V99H10ZM10 100H9V101H10ZM14 100H15V98H14ZM14 100H13V101H14ZM30 100H32V98H31ZM30 100H29V101H30ZM86 100H87V99H86ZM90 100H91V99H90ZM147 100H148V99H147ZM157 100H158V99H157ZM208 100H210V96H209V99H208ZM211 100H212V99H211ZM227 100H228V99H226L225 101H227ZM244 100H241V101H244ZM261 100H264V99L262 98ZM261 100H258V101H261ZM4 101H5V100H4ZM26 101H27V100H26ZM91 101H92V100H91ZM99 101H100V100H99ZM101 101H104V100H101ZM152 101H153V100H152ZM155 101H156V99H155ZM169 101H170V100H169ZM223 101H224V100H223ZM223 101H222V102H223ZM237 101H238V100H237ZM246 101H247V100H246ZM256 101H257V100H256ZM166 102H167V100H166ZM206 102L208 103V101H206ZM217 102H218V101H217ZM230 102H231V101H230ZM238 102H239V101H238ZM254 102H255V101H254ZM262 102H263V101H262ZM24 103H25V101H24ZM24 103L21 104V105H24ZM48 103H49V101H48ZM65 103H66V101H65ZM92 103H94V102L92 101ZM123 103H124V102H123ZM207 103H206V104H207ZM215 103H216V102H215ZM241 103H242V102H241ZM245 103H246V102H245ZM259 103H260V102H259ZM12 104H13V103H12ZM86 104H88V103H86ZM97 104H99V103L97 102ZM105 104H106V103H105ZM105 104L103 105L104 107H105ZM147 104H150V103H147ZM219 104H220V103H219ZM219 104H218V105H219ZM236 104H237V103H236ZM253 104H254V103H253ZM253 104H252V105H253ZM260 104H263V103H260ZM21 105H20V106H21ZM28 105H30V103H28ZM62 105H63V104H62ZM89 105H90V103H89ZM94 105L96 106V104H94ZM132 105H133V104H132ZM190 105H191V104H190ZM190 105H189V106H190ZM204 105H205V104H204ZM204 105H203V106H204ZM227 105H228V104H227ZM32 106H33V104H32ZM67 106H68V105H67ZM71 106H73V105H71ZM158 106H159V105H158ZM211 106H212V105H211ZM224 106H225V105H222V107H224ZM258 106H259V105H258ZM261 106H262V105H261ZM263 106H264V105H263ZM44 107H45V105H44ZM59 107H60V106H59ZM82 107H84V106H81V108H82ZM89 107H90V106H89ZM116 107H117V106H116ZM116 107H115V108H116ZM127 107H128V106H127ZM175 107H176V106H175ZM196 107H197V106H196ZM201 107H202V106H201ZM209 107H210V106H209ZM17 108H18V107H17ZM25 108H26V107H25ZM92 108H93V107H92ZM113 108H114V106H113ZM152 108H155V107L152 106ZM185 108H186V107H185ZM205 108H207V107H205ZM254 108H255V107H254ZM53 109H55V106H54ZM100 109H101V108H100ZM126 109H127V108H126ZM126 109H125V110H126ZM177 109H178V108H177ZM223 109H225V108H223ZM255 109H256V108H255ZM259 109H261V108H259ZM9 110H10V109H9ZM75 110H76V109H75ZM77 110H78V108H77ZM109 110H110V109H109ZM190 110H191V109H190ZM236 110H237V108H236ZM263 110H264V109H263ZM37 111H39V110H37ZM132 111H133V110H132ZM200 111L203 112V111H205V110H204V109H203V110L200 109ZM217 111H218V110H217ZM255 111H256V110H255ZM62 112H63V111H62ZM115 112H116V111H115ZM115 112H113V113L115 114ZM172 112H173V110H172ZM182 112H183V111H182ZM185 112H187V111H185ZM191 112H192V111H191ZM194 112H195V111H194ZM13 113H14V112H13ZM51 113H52V112H51ZM66 113H67V111H66ZM66 113H65V114H66ZM133 113H134V112H133ZM133 113H132L131 111H129V112L126 111V112L122 115V118H123V119H127V120H125V121H127L128 123H130L131 121H130L128 118L132 117V116H133V115H132ZM204 113H206V112H204ZM238 113H239V112H238ZM5 114L7 115V113H5ZM11 114H12V112H11ZM37 114H39V113H37ZM61 114H63V113H61ZM71 114H72V113H71ZM75 114H76V113H75ZM103 114H104V113H103ZM176 114H177V113H176ZM184 114H185V113H184ZM197 114H198V113H197ZM213 114H214V113H213ZM231 114H232V112H231ZM263 114H264V113H263ZM14 115H15V114H14ZM69 115H70V114H68V115H66V116L71 117V116H69ZM95 115H96V114H95ZM97 115H98V114H97ZM101 115H102V114H101ZM135 115H136V114H135ZM135 115H134V116H135ZM186 115H187V114H186ZM190 115H191V114H190ZM206 115H207V114H206ZM15 116H16V115H15ZM51 116H52V115H51ZM62 116H64V115H62ZM79 116H81V115H79ZM83 116H84V115H83ZM113 116H114V115H113ZM204 116H205V114H204ZM204 116H203V117H204ZM238 116H240V115H238ZM256 116H257V115H256ZM256 116H255V117H256ZM47 117H48V116H47ZM68 117H66V118H68ZM86 117H89V116H86ZM105 117H106V116H105ZM182 117H183V116H182ZM235 117H236V116H235ZM258 117H259V116H258ZM18 118H19V117H18ZM81 118H82V116H81ZM101 118H103V116H102ZM169 118H170V117H169ZM199 118H200V117H199ZM215 118H216V117H215ZM75 119H76V118H75ZM75 119H74V120H75ZM77 119H79V118H77ZM107 119H108V118H107ZM206 119H207V118H206ZM208 119H209V118H208ZM61 120H62V119H61ZM61 120H60V121H61ZM159 120H160V118H159ZM191 120H192V119H191ZM201 120H202V119L200 118L199 121L201 122ZM203 120H205V119H203ZM213 120H214V118H213ZM8 121H9V120H8ZM8 121H7V122H8ZM23 121H24V120H23ZM76 121H77V120H76ZM148 121H149V119L146 121L147 125L145 126V130H149L148 126L150 127V126L153 125L151 122H148ZM205 121H207V120H205ZM260 121H261V120H260ZM260 121H259V122H260ZM10 122H11V121H9V123H10ZM24 122H25V121H24ZM61 122H62V121H61ZM102 122H103V121H102ZM207 122H208V121H207ZM207 122H206V123H207ZM212 122H213V121H212ZM245 122H246V121H245ZM256 122H257V121H256ZM256 122H254V123H256ZM263 122H264V121H263ZM62 123H63V122H62ZM95 123H96V122H95ZM110 123H111V122H110ZM197 123H198V122H197ZM197 123L195 122L194 124H197ZM202 123H203V122H202ZM247 123H248V122H247ZM49 124H50V123H49ZM98 124H100V123L98 122ZM105 124L108 126L107 123H105ZM61 125H64V124H61ZM61 125H59V126H61ZM204 125H205V123H204ZM258 125H259V124H258ZM261 125H262V124H261ZM30 126H31V125H30ZM74 126H75V125H74ZM91 126H92V128H93V125H91ZM96 126H97V125H96ZM136 126H137V124H136ZM192 126H193V125H192ZM72 127H73V125H72ZM102 127H105V125L102 126ZM119 127H121V129H120L119 131L117 130L116 132H115V130H114L113 128H109V132H108V135H107L108 137L111 138L114 134H115V135L119 134V136L125 138V140H123V141L120 142V143H121V149H120L121 154H120L119 158L117 159V162H118V163H119V161H120V162H124L126 158H129V159H131V164H132L134 170H138V169H140L141 165H138V164H140V160H138L137 157H139L140 155L138 154L137 147H135V144H136L135 142H138V139H139V138H138V136H136V135H134L135 137H132V136L128 137L129 135L126 133V130L128 129L129 125H128L127 123H124V124L121 123V124H119ZM134 127H135V126H134ZM69 128H71V127H69ZM151 128H153V127H150V129H151ZM46 129H47V128H46ZM14 130H15V129H14ZM67 130H68V129H67ZM99 130H100V129H99ZM124 130H125V132H123ZM153 130H154V129H153ZM205 130H206V129H205ZM227 130H228V129H227ZM12 131H13V130H12ZM12 131H11V132H12ZM75 131H76V130H74V132H75ZM160 131H161V130H160ZM228 131H229V130H228ZM46 132H47V131H46ZM71 132H72V131H71ZM139 132H140V131H139ZM169 132H170V131H169ZM189 132H190V131H189ZM5 133H6V131H5ZM7 133H8V132H7ZM17 133H18V132H17ZM128 133H129V132H128ZM148 133H149V131H146V132H145V135L148 134ZM151 133H154V132L151 131L150 134H151ZM164 133H166V132H164ZM164 133L162 132V134H164ZM203 133H204V132H203ZM42 134H43V133H42ZM129 134H130V133H129ZM167 134H168V133H167ZM182 134H183V133H182ZM184 134H185V133H184ZM200 134H201V133H200ZM40 135H41V133L39 134V136H40ZM50 135H51V134H50ZM54 135H55V134H54ZM77 135H78V134H77ZM127 135H128V136H127ZM148 135H149V134H148ZM180 135H181V134H180ZM187 135H188V134H187ZM194 135H196V134H194ZM64 136H65V135H64ZM94 136H95V134H94ZM18 137H19V135H18ZM73 137H74V136H73ZM78 137H79V136H78ZM99 137H100V136H99ZM127 137H128V138H127ZM142 137H144V136H142ZM151 137H152V136H151ZM197 137H199V136H197ZM201 137H202V136H201ZM6 138H8V137L6 136ZM38 138H39V137H38ZM38 138L36 137V139H38ZM63 138H64V137H63ZM63 138L61 137V139H63ZM126 138H127V139H126ZM144 138H146V137H144ZM193 138H194V137H193ZM16 139H17V138H16ZM32 139H35V138H32ZM61 139H60V140H61ZM83 139H84V137H83ZM91 139H93V136H92ZM211 139H212V137L210 138V140H211ZM14 140H15V139H14ZM47 140H48V139L46 138L45 141H47ZM115 140H116V139H115ZM115 140H113V141H115ZM127 140H128V141H127ZM205 140H206V139H205ZM213 140H214V139H213ZM99 141H100V140H99ZM130 141H133L134 143H131ZM139 141H140V140H139ZM9 142H10V141H9ZM82 142H83V141H82ZM212 142H213V141H212ZM96 143H97V141H96ZM39 144H40V143H39ZM62 144H65V143H62ZM104 144H105V143H104ZM137 144H138V145H137ZM137 144H136V145L138 146V148H139V150H140V149L142 148V146H140L139 142H138ZM216 144H217V143H216ZM23 145H24V144H23ZM92 145H93V144H92ZM127 145H128V146H127ZM0 146H2V145H0ZM6 146H9V145H6ZM38 146H39V145H36V147H38ZM9 147H10V146H9ZM14 147H18V146H15V144H14ZM94 147H95V146H93V148H94ZM100 147H101V146H100ZM190 147H191V146H190ZM235 147H236V146H235ZM43 148H44V147H43ZM124 148H125V149H124ZM25 149H26V146H25ZM25 149H23V150H25ZM31 149H32V148H31ZM86 149H87V148H86ZM86 149H85V150H86ZM95 149H96V148H95ZM187 149H188V147H187ZM23 150H22V151H23ZM37 150H38L39 152H41L42 148L40 147V148L37 149ZM149 150H151V148H149L148 151H149ZM25 151H26V150H25ZM51 151H52V150H51ZM20 152H21V151H20ZM52 152H53V151H52ZM95 153H96V152H95ZM36 154H37V153H36ZM47 154H48V153H47ZM50 154H51V153H50ZM59 154H61V152H60ZM59 154H58V155H59ZM73 154H75V153H73ZM89 154H91V152H90ZM101 154H102V153H101ZM21 155H22V154H21ZM56 155H57V154H56ZM78 156H79V155H78ZM9 157H10V156H6L7 159H8ZM11 157H12V156H11ZM63 157H64L63 155H60L58 158H56V159H52L50 156H48V157H46V159L44 158V159H45L44 162H42V163H40V161H39V162H36V163H40V164H36V163H34L35 160L37 161V158H38V157H36V158H33V157H32V158H30V159L28 158V159H29V162L27 163V166L23 169V171H21V173L23 172L21 175H23L24 177L27 176V178L32 179V178H34V176L38 173L39 170L42 171L41 173H39V176H40V174L42 175L43 172H44V173H47V172H50V171H52V170H59V171H61V169H60V166H61V165H60L59 163H60V162L63 163L62 161L65 160V158H64V160H61ZM68 157H69V156L67 155V158H68ZM90 157H91V155H90ZM190 157H191V156H190ZM87 158H88V157H87ZM164 158H165V157H164ZM164 158H163V159H164ZM44 159H43V160H44ZM112 159H113V156H112L111 154H109L108 157H107V161H106V162H109V161H111ZM218 159H219V158L217 157V154H216L215 152H211V153L208 155V157L206 158V163H205V165H206V169H207L206 174H208L209 177H210L211 179H212V177H215V176L217 175L216 173H213V171L215 172V170H216L217 168H219V166H218ZM161 160H162V158H161ZM5 161H6V160H5ZM14 161H15V160H14ZM68 161L70 162V161H71V158H69ZM98 161H99V160H98ZM24 162H25V161H24ZM78 162H79V161H77V164H78ZM91 162H92V161H91ZM19 163H20V162H19ZM71 163H72V162H71ZM83 163H84V165H85V162H83ZM150 163H151V162H150ZM199 163H200V165H201V161H200ZM108 165H110V164H108ZM164 165H166V164H164ZM21 166H23V165H21ZM67 166H68V164H67ZM166 166H167V165H166ZM3 167L5 168V166H3ZM3 167H2V168H3ZM37 167H38V169L36 170ZM162 167H163V165L161 166V168H162ZM18 168H19V167H18ZM64 168H65V167H64ZM66 168H67V167H66ZM189 168H191V167H189ZM70 169H71V168H70ZM89 169H90V168H89ZM108 169H109V168H108ZM108 169H107V171H108ZM116 169H121V168H120V166H119V168L116 167ZM3 170H4V169H3ZM5 170H6V169H5ZM196 170H197V169H196ZM196 170H195V171H196ZM15 172H17V171H15ZM54 172H55V171H54ZM172 172H173V171H172ZM58 173H59V172H58ZM158 174H159V172H158ZM5 175H6V174H5ZM18 175H19V174H18ZM18 175H17V176H18ZM56 175H57V174H56ZM56 175H55V176H56ZM127 175H128V174H127ZM190 175H191V174H189V176H190ZM222 175H223V174H222ZM93 176H94V175H93ZM184 176H185V175H184ZM238 176H239V175H238ZM42 177H43V176H42ZM51 177H52V176H51ZM51 177H50V178H51ZM59 177L61 178L60 175H59ZM67 177H68V176H67ZM186 177H187V176H186ZM20 178H21V177H20ZM52 178H53V177H52ZM24 179H25V178H24ZM38 179H40V178H38ZM45 179H46V178H45ZM63 179H64V177H63ZM138 179H139V178H138ZM142 179H143V178H142ZM10 180H11V178H10ZM32 180H33V179H32ZM135 180H136V181H135ZM135 180H134V181L137 182V178H136ZM164 180H165V179H164ZM169 180H170V179H169ZM15 181H16V180H15ZM63 181H65V179H64ZM66 181H67V179H66ZM69 181H70V180H69ZM123 181H124V180H123ZM127 181H128V180H127ZM127 181H125V183H126ZM130 181H131V180H130ZM162 181H163V180H161L160 182H162ZM11 182H12V180H11ZM11 182H10V183H11ZM17 182H19V181H17ZM22 182H23V180H22ZM60 182H62V180H60ZM92 182H93V181H92ZM109 182H110V180H109ZM141 182H142V181H141ZM152 182H154V181H152ZM158 182H159V181H158ZM12 183H13V182H12ZM12 183H11V184H12ZM15 183H16V182H15ZM34 183H35V182H34ZM128 183H129V182H128ZM131 183L134 184V182H131ZM155 183H156V182H154L153 184H155ZM162 183H163V182H162ZM162 183H160V184H162ZM178 183H179V182H178ZM185 183H186V182H185ZM194 183H195V182H194ZM197 183H198V182H197ZM199 183H200V182H199ZM11 184H10V185H11ZM13 184H14V183H13ZM31 184H32V183H31ZM43 184H44V183H43V178H42V179H41V185H40V186H41V189H40L41 192H40V194H39L38 197H39V199H42V200H43V199H46L45 196L48 195V204H47V205H49V208L51 209V210H50V213H51L52 209H56V208H58V207L61 206V205L59 206V204H57V203L63 200V199L61 198V195H62V194L60 195V194H56V193H55V192L57 191V189H59V186H58V188L56 189V191L54 192V188L49 189V188L47 187V184H48V183H45L44 185H43ZM61 184H63V183H61ZM107 184H109V183H107ZM137 184H138V183H137ZM146 184H147V183H146ZM156 184H157V183H156ZM171 184H172V183H171ZM174 184H175V183H174ZM174 184H172V185H174ZM249 184H250V183H249ZM90 185H91V183H90ZM120 185H121V184H120ZM143 185H144V184H143ZM165 185H166V184H165ZM165 185H163L164 187L161 186V188H165ZM172 185H171V186H172ZM191 185H192V184H191ZM56 186H57V185H56ZM60 186H61V185H60ZM144 186H145V185H144ZM147 186H148V185H147ZM147 186H146V187H147ZM158 186H159V185H158ZM179 186H180V185H179ZM15 187H16V186H15ZM146 187H145V188H146ZM169 187H170V185H169ZM176 187H177V186H175V189H178V187H177V188H176ZM196 187H197V186H196ZM249 187H250V186H249ZM35 188H36V187H35ZM38 188H40V187H38ZM92 188H93V186H91L89 189H87V187H86V189L76 190L75 192L73 191V192H74V194H73V200H74V202L77 201V203H78V201H79L78 198H77V197H78L77 195H78L79 192H82V196H81V197H83V198H82L83 203H81V205H82V208H81V209H82V213L85 214V217H84L85 220H89L90 218H93V219H95V220L99 219V217L101 216V215H100V209H101L102 206H106V204H109V208L112 209V211L114 212L115 216L118 214L117 212H118L119 209H122L123 207H125L124 210L126 211V213L128 214L129 217H130V216H134V215H136V214L139 212V208H140V207H138V205H137L138 203L140 204V202H143V201H146V200H147V202H148L147 204H148V206H150L149 201H148V199H147V197H146V193L144 192V190H140L139 192H130V193H128V194H125V193L120 189V190L118 191V194H119V195H118L117 198H116V199H117L116 203H108L107 200L104 201V200L98 199V198H97L98 195L96 196L95 191L92 190ZM142 188H143V187H142ZM142 188H141V189H142ZM148 188H149V187H148ZM166 188H167V190L169 189L168 187H166ZM192 188H193V187H192ZM69 189H70V188H69ZM175 189H174V190H175ZM5 190H7V189H5ZM17 190H18V189H17ZM151 190H152V189H151ZM188 190H189V188H188ZM32 191H33V190H32ZM35 191H37V190H35ZM35 191H34V192H35ZM90 191L92 192V195L90 194ZM152 191H154V190H152ZM157 191H158V189H157ZM5 192H6V191H4L3 193L0 192V193H2V195H3ZM37 192H38V191H37ZM163 192H164V191H163ZM165 192H166V191H165ZM175 192H176V191H175ZM191 192H192V190H191ZM191 192H190V193H191ZM102 193H103V192H102ZM156 193H157V192H156ZM169 193H172V191L169 192ZM5 194H6V193H5ZM5 194H4V195H5ZM149 194H150V193H148V195H149ZM159 194H160V192H159ZM186 194H187V193H186ZM197 194H198V193H196V196H197ZM0 195H1V194H0ZM165 195H166V194H165ZM182 196H183V195H182ZM198 196H199V195H198ZM27 197H28V196H27ZM27 197H25V198H27ZM30 197H31V195H30ZM65 197H66V196H65ZM155 197H156V196H155ZM157 197H159V196H157ZM157 197H156V198H157ZM170 197H171V196H170ZM191 197H192V196H191ZM215 197H216V196H215ZM60 198H61L62 200H61ZM71 198H72V197H71ZM156 198H155V199H156ZM174 198H175V197H174ZM192 198H193V197H192ZM195 198L197 199L198 197H195ZM232 198H233V197H232ZM79 199H80V198H79ZM176 199H177V198H176ZM193 199H194V198H193ZM233 199H234V198H233ZM150 200H151V199H150ZM157 200H158V198H157ZM177 200H179V199H177ZM153 201H155V200H153ZM71 202H73V201H71ZM71 202H69V204H70ZM109 202H110V200H109ZM156 202H157V201H156ZM162 202H163V200H162ZM168 202H169V201H168ZM178 202H179V201H178ZM200 202H201V201H200ZM142 204H143V203H142ZM147 204H146V205H147ZM168 204H169V203H168ZM188 204H189V203H188ZM180 205H182V204H180ZM194 205H195V204H194ZM194 205H193V206H194ZM248 205H249V204H248ZM53 206H54V207H53ZM66 206H67V205H66ZM66 206H65V207H66ZM139 206H140V205H139ZM157 206H158V205H157ZM157 206L154 205V207H157ZM166 206H167V205H166ZM176 206H179V205H176ZM193 206H192V208H193ZM196 206H197V204H196ZM196 206H195V207H196ZM76 207H77L76 203H75V204L73 203L71 206L66 207L65 209H64V208H61L60 211H64V213H71V217H72V219H74V218L78 217V213H79V212L77 211V208H76ZM141 207H142V206H141ZM158 207H159V206H158ZM181 207H182V206H181ZM184 207H185V206H184ZM8 208H9V207H8ZM14 208H15V207H14ZM167 208H168V207H167ZM179 208H180V207H179ZM189 208H191V207H189ZM197 208H198V207H197ZM87 209H89V210L86 211ZM142 209H143V208H142ZM182 209H183V207H182ZM182 209H181V210H182ZM13 210H14V209H13ZM28 210H29V209H28ZM165 210H166V208H165ZM66 211H70V212H66ZM84 211H86V212H84ZM141 211L143 212V210H141ZM146 211H147V209H146ZM162 211H163V210H162ZM193 211H194V210H193ZM228 211H229V210H228ZM0 212H1V211H0ZM144 212H145V211H144ZM174 212H176V211H174ZM195 212H196V211H195ZM42 213H43V212H42ZM155 213H156V212H155ZM167 213H168V212H167ZM167 213H166V214H167ZM171 213H172V212H171ZM177 213H178V212H177ZM222 213H223V212H222ZM222 213H221V214H222ZM40 214H41V213H40ZM46 214H47V212H46ZM139 214H140V213H139ZM141 214H142V213H141ZM66 215H67V214H66ZM160 215H161V211H160ZM164 215H165V214H164ZM175 215H176V214H175ZM185 215H186V214H185ZM185 215H184L185 218L188 217V216H185ZM240 215H241V214H240ZM13 216H14V215H13ZM171 216L173 217V215H171ZM32 217H33V215H32ZM56 217H57V216H56ZM129 217H128V218H129ZM166 217H167V216H166ZM196 217H197V216H196ZM211 217H212V216H211ZM60 218H61V216H60ZM80 218H81V217H80ZM131 218H132V217H131ZM133 218H134V217H133ZM167 218H169V217H167ZM188 218H189V217H188ZM191 218H192V217H191ZM3 219H4V218H3ZM40 219H41V218H40ZM40 219H39L38 221H40ZM52 219H53V218H52ZM52 219H50V220H52ZM72 219H71V220H72ZM119 219H120V218H119ZM119 219H118V220H119ZM134 219L136 220V218H134ZM158 219H159V218H158ZM162 219H163V218H162ZM173 219H174V218H173ZM211 219H213V218H211ZM71 220H70V221H71ZM132 220H133V219H131V221H132ZM159 220H160V219H159ZM159 220H158V221H159ZM193 220H195V218H194ZM200 220H201V219H200ZM216 220H217V219H216ZM216 220H214V221H216ZM58 221H59V220H58ZM72 221H73V220H72ZM151 221H152V220H151ZM168 221H169V219H168ZM173 221H174V220H173ZM208 221H209V219H208ZM74 222H76V221H74ZM122 222H123V221H122ZM129 222H130V220L128 221V223H129ZM160 222H161V221H160ZM170 222H171V220H170ZM64 223H67V222H66L65 220H63V224H64ZM140 223L142 224L143 221H142V222L140 221ZM165 223H166V222H165ZM178 223H179V222H178ZM185 223H186V222H185ZM188 223L190 224V223H192V222L190 221V222H188ZM205 223H206V222H205ZM208 223H209V222H208ZM208 223H207V224H208ZM129 224H131V222H130ZM133 224H134V223H133ZM143 224H144V223H143ZM158 224H159V223H158ZM167 224H168V223H167ZM170 224H171V223H170ZM172 224H173V223H172ZM172 224H171V225H172ZM174 224H175V223H174ZM193 224H195V223H193ZM202 224H203V223H202ZM210 224H211V223H210ZM27 225H28V224H27ZM54 225H55V224H54ZM104 225H105V224H104ZM109 225H111V224H109ZM144 225H145V224H144ZM179 225H180V224H179ZM179 225H178V226H179ZM184 225H186V224H184ZM239 225H240V224H239ZM201 226H202V225H201ZM112 227H113V226H112ZM118 227H119V226H118ZM145 227H146V226H145ZM149 227H150V225H149ZM152 227L154 228V226H152ZM162 227H164V226H162ZM170 227H171V226H170ZM170 227H169V228H170ZM176 227H177V226H176ZM187 227H188V225H187ZM65 228H66V226H65ZM108 228H110V227H108ZM123 228H124V227H123ZM126 228H127V227H126ZM128 228H129V227H128ZM140 228H141V227H140ZM143 228H144V226H143ZM146 228L148 229V227H146ZM169 228L167 227V229H169ZM179 228H180V227H179ZM182 228H183V227H182ZM188 228H189V227H188ZM202 228H203V227H202ZM206 228H207V227H206ZM208 228H209V227H208ZM4 229H5V228H4ZM121 229H122V228H121ZM121 229H120V230H121ZM131 229H132V225H131ZM133 229H134V228H133ZM156 229H157V228H156ZM190 229H191V228H190ZM198 229H199V228H198ZM125 230H127V229H125ZM128 230H129V229H128ZM154 230H155V229H154ZM159 230H160V228H159ZM162 230H163V229H162ZM164 230H165V228H164ZM164 230H163V231H164ZM169 230H170V229H169ZM174 230H176V228H175ZM210 230H211V228H210ZM60 231H61V230H60ZM118 231H119V229H118ZM118 231H117V232H118ZM146 231H147V230H146ZM146 231H145V232H146ZM148 231H150V230H148ZM183 231H184V229H183ZM207 231H208V230H207ZM109 232H110V231H109ZM128 232H129V231H128ZM130 232H132V231H130ZM151 232H152V231H151ZM159 232H161V230H160ZM166 232H167V230H166ZM184 232H185V231H184ZM187 232H189V231H187ZM228 232H229V231H228ZM55 233H56V232H55ZM125 233H127V232H125ZM125 233H124V234H125ZM143 233H144V232H143ZM164 233H165V232H164ZM45 234H46V233H45ZM56 234H57V233H56ZM108 234H109V233H108ZM116 234H117V233H116ZM120 234H121V232H120ZM120 234H119V236H120ZM150 234H151V233H150ZM165 234H166V233H165ZM165 234H164V236H165ZM170 234H171V233H170ZM190 234H191V232H190ZM190 234H189V235H190ZM200 234H201V232H200ZM111 235H112V234H111ZM138 235H141V234H138ZM182 235H183V234H182ZM192 235H193V232H192ZM116 236H118V235H116ZM121 236H122V235H121ZM147 236H148V235H147ZM158 236H160V235L158 234ZM186 236H187V235H186ZM110 237H111V236H110ZM113 237H115V236H113ZM181 237H182V236H181ZM188 237H189V236H188ZM193 237H194V236H193ZM48 238L50 239V237H48ZM60 238H61V237H60ZM60 238H59V239H60ZM143 238H144V237H143ZM170 238H171V237H170ZM191 238H192V237H190V239H191ZM195 238H196V237H195ZM49 239H48V240H49ZM115 239H116V238H115ZM117 239H119V238H117ZM172 239H173V238H172ZM184 239H185V237H184ZM184 239H183V241H184ZM225 239H226V237H225ZM262 239H263V238H262ZM262 239H260V241H261ZM120 240H121V239H120ZM151 240L153 241L154 238L151 239ZM168 240H169V239H168ZM22 241H23V240H22ZM42 241H43V240H42ZM42 241H41V242H42ZM116 241H117V240H116ZM116 241H115V242H116ZM176 241H177V240H176ZM197 241H198V239H197ZM147 242H148V241H147ZM160 242H161V241H160ZM174 242H175V241H174ZM192 242H194V241H192ZM192 242H191V243H192ZM95 243H98V242L96 241ZM99 243H101V242H99ZM123 243H124V242H123ZM170 243H171V242H170ZM178 243H180V242L178 241ZM178 243H177V244H178ZM184 243H185V242H184ZM184 243H183V244H184ZM187 243H188V241H187ZM198 243H199V241H198ZM1 244H2V243H1ZM1 244H0V245H1ZM145 244H146V243H145ZM166 244H167V246H168V243H166ZM181 244H182V243H180V245H181ZM185 244H186V243H185ZM185 244H184V246H185ZM196 244H197V242H196ZM200 244H201V243H200ZM261 244H262V243H261ZM114 245H116V244H115V243H114V244L112 243V246H114ZM117 245H118V244H117ZM193 245H194V243H193ZM198 245H199V244H198ZM107 246H108V245H107ZM110 246H111V245H110ZM119 246H120V245H119ZM142 246H144V245H142ZM157 246H158V245H157ZM162 246H163V245H162ZM184 246L182 245V247H184ZM194 246H195V245H194ZM194 246H193V247H194ZM0 247H2V245H1ZM32 247H33V246H32ZM96 247H97V245H96ZM163 247H166V245L163 246ZM168 247H169L170 249L172 248V247H170V246H168ZM168 247H167V248H168ZM4 248H5V247H4ZM134 248H135V246H134ZM161 248H162V247H160L159 249H161ZM194 248H195V247H194ZM219 248H220V247H219ZM35 249H36V248H35ZM55 249H56V248H55ZM94 249H97V248H94ZM109 249H110V248H109ZM112 249H115V248H112ZM112 249H111V250H112ZM124 249H125V248H124ZM154 249H155V248H154ZM181 249H182V251H184L183 248H181ZM185 249H186V248H185ZM2 250H3V249H2ZM92 250H93V249H92ZM119 250H120V249H119ZM161 250H162V249H161ZM167 250H168V249H167ZM197 250H198V249H196L195 252H197ZM199 250H200V249H199ZM21 251H22V250H21ZM26 251H27V250H26ZM38 251H39V250H38ZM40 251H41V250H40ZM54 251H55V250H54ZM139 251H140V250H139ZM141 251L143 252V250H141ZM146 251H147V249H146ZM154 251H155V250H154ZM48 252H50V251H48ZM111 252H112V251H111ZM124 252H125V251L123 250V254H124ZM131 252H132V251H131ZM131 252H130V253H131ZM166 252H167V251H166ZM169 252H170V251H169ZM172 252L175 253L174 251H172ZM198 252H199V251H198ZM198 252H197V253H198ZM103 253H104V252H103ZM162 253H163V252H162ZM167 253H168V252H167ZM181 253H183V252H181ZM199 253H200V252H199ZM199 253H198V254H199ZM4 254H5V253H4ZM37 254H38V253H37ZM105 254H106V255H110L111 253H110V254H109V253H108V254L105 253ZM145 254H146V253H145ZM153 254H154V253H153ZM171 254H172V253H171ZM178 254H180V253H178ZM184 254H186V253H184ZM184 254H183V255H184ZM2 255H3V254H2ZM2 255H0V256H2ZM6 255H7V254H6ZM53 255H54V253H53ZM132 255H133V254H132ZM142 255H143V254H142ZM149 255H150V253H149ZM162 255H163V254H162ZM183 255H182V256H183ZM18 256H19V254H18ZM95 256H96V255H95ZM102 256H103V255H102ZM115 256H116V255H115ZM136 256H137V252H136ZM143 256H144V255H143ZM169 256H170V255H169ZM188 256H189V255H188ZM198 256H199V255H198ZM35 257H36V256H35ZM109 257H110V256H109ZM124 257H125V256H124ZM140 257H141V256H140ZM155 257H156V256H154V258H155ZM159 257H160V256H159ZM170 257H171V256H170ZM179 257H180V255H179ZM106 258H108V257H106ZM157 258H158V256H157ZM162 258H163V256H162ZM162 258H161V259H162ZM164 258H165V257H164ZM176 258H177V257H176ZM176 258H175V259H176ZM195 258H196V257H195ZM197 258H198V257H197ZM65 259H66V258H65ZM108 259H109V258H108ZM110 259L112 260V258H110ZM11 260H12V259H11ZM11 260H10V261H11ZM63 260H64V259H63ZM69 260L71 261L72 259L70 258ZM113 260H114V259H113ZM116 260H117V259H116ZM141 260H142V258H141ZM163 260H164V259H163ZM176 260H177V259H176ZM75 261H76V260H75ZM88 261H89V260H88ZM100 261H102V259H101ZM107 261H108V260H107ZM137 261L139 262V259H137ZM172 261L174 262V259H172ZM5 262H6V261H5ZM7 262H9L8 259H7ZM29 262H30V261L26 262V264H27V263L29 264ZM68 262H69V261H68ZM116 262H117V261H116ZM140 262H141V261H140ZM160 262H161V261H160ZM169 262H170V261H169ZM185 262H186V261H184V263H185ZM209 262H210V261H209ZM11 263H14V262H11ZM23 263H24V262H23ZM30 263H33V262H30ZM78 263H79V262H78ZM87 263H88V262H87ZM105 263H106V261H105ZM108 263H109V262H108ZM9 264H10V263H9ZM24 264H25V263H24ZM42 264H43V263H42ZM85 264H86V262H85ZM112 264H114V263H112ZM117 264H118V263H117ZM121 264H122V263H121ZM138 264H139V263H138ZM162 264H163V263H162ZM170 264H171V263H170ZM180 264H181V263H180Z\"/></svg>","mask_w":264,"mask_h":264}]
</instances>
